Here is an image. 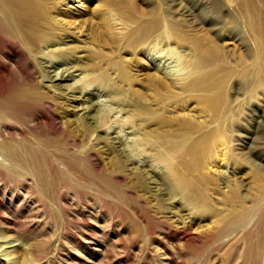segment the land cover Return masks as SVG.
<instances>
[{
  "label": "rangeland",
  "instance_id": "obj_1",
  "mask_svg": "<svg viewBox=\"0 0 264 264\" xmlns=\"http://www.w3.org/2000/svg\"><path fill=\"white\" fill-rule=\"evenodd\" d=\"M24 1L14 9L0 0L15 26L13 46L0 38L7 71L0 68V95L49 102L62 133L43 146L73 156L91 151L100 164L91 176L111 183L117 209L96 192L84 198L98 210L85 222L62 207V216L46 215L42 224L22 184L2 180L0 264H264V0ZM44 68L68 78V91L48 88ZM1 116L0 129L46 127L44 117L37 127L28 115ZM24 135L0 133V153L18 158L21 140L46 138L38 130ZM109 138L135 170L166 187L169 200L139 186ZM140 208L179 234L170 242L156 227L152 236L121 227L119 213L131 218ZM73 236L91 243L76 247Z\"/></svg>",
  "mask_w": 264,
  "mask_h": 264
},
{
  "label": "bare ground",
  "instance_id": "obj_2",
  "mask_svg": "<svg viewBox=\"0 0 264 264\" xmlns=\"http://www.w3.org/2000/svg\"><path fill=\"white\" fill-rule=\"evenodd\" d=\"M2 1H3V3L7 2V0H2ZM27 3L28 2H26L24 0H11L10 5L14 9H16L18 7L26 5ZM8 19H9V16L5 13V11L3 9L0 8V38L4 39L5 46L6 45L13 46L14 45L13 30L15 29L14 28L15 26H14V22H9ZM136 37H138V36H136ZM135 40L138 41V39H135ZM13 48H15V46ZM13 48H11V49L9 48V49L12 50ZM20 48H21V46H20ZM15 49H17V46ZM0 50H1V48H0ZM20 50H17L16 52L22 53V52H20ZM1 51H2L1 53H3V49ZM4 51H5V47H4ZM13 51L14 50H12V52ZM9 52H11V51H8L7 54ZM16 52H14V53H16ZM12 55H14V54H12ZM20 55H22V54H20ZM24 55L20 56L19 58L24 57ZM4 56H3L4 60H7L6 58H9L10 55L4 54ZM3 57H2V59H3ZM14 58H16V57L14 56ZM17 62H18V60H17ZM3 64H4V62L2 63V66H3ZM14 64H16V62ZM5 67H6V65H5ZM0 68H1V66H0ZM26 68H27V66H26ZM1 69H4V68L2 67ZM4 70L6 71V69H4ZM5 71H3V72H5ZM9 71H11V70H9ZM27 73L29 75H31L32 72L27 71ZM50 73L51 72L49 70H47L45 68L43 69V77L46 78L45 82L48 85L47 87L48 88L67 87V90H64V92H67L68 88H69V85H67V83H69L68 78L63 77V76L57 77L56 75H50ZM8 74H10V73H8ZM1 75H2V73H1ZM211 78L212 77L207 78L206 80H209ZM213 79L214 78H212L211 80H213ZM198 83H199V85L198 84H196V85L194 84V85L197 87L201 86L200 88H202L203 85H200L199 81H198ZM192 84L193 83H190V85H192ZM3 87H4V85H3ZM197 87L195 89H197ZM192 88L190 87V89H188V93L192 90ZM4 89H6V87H4ZM0 90H3V89H0ZM184 90H186V88ZM14 94H15V92H13L7 96L0 95V110H1V112H0V123H1V118H2L1 115H14L16 117L18 115H28L30 117V119L32 120V123L37 127L41 126L40 125V119L42 117H44L46 120V125H45L46 127L41 128V129L34 128V127H32V128H29V127L12 128L9 124H5L0 129V133L4 134V136L7 137L8 139L9 138L11 139V137L15 134H17L19 136H25L24 134L38 130V134H40L42 136H46V138L39 139L35 143L31 142V140L26 141L29 139L21 140L22 144L24 145V153L21 156H19L18 158L12 157V154L11 155H5L4 152H3L4 154L0 153V181L2 182V180L4 181L5 179H15L16 181H18L22 184L21 191H23L25 199L31 201L33 204V207L37 209L38 213H36V214H37V218L39 220V223H42V222L44 223L46 215L55 216L56 214H59L62 216L63 215L62 207H67L70 209L71 213L74 215L73 220L79 219L82 222H85L86 221L85 217L87 216V214H93L92 212H96L97 209L93 205L87 204L84 201V198L90 197V196L94 195L96 192H99L100 197H101L104 205L108 206L109 208H116V206H113L114 205L113 203L115 201H113L109 195L111 183L108 181H104V180L96 181L95 177L91 176V174H97V172L100 170V164L91 151L85 152L82 156H73V155H65V154H62L61 152L59 153L55 150L52 151L51 149H48V147L43 146L45 144V142H47L45 140L52 139L56 135H60L62 133L60 121L58 120V118L56 117L54 112L52 111L50 103L46 102V103H41V104H34L28 100L16 99ZM78 98H81V96L80 95H78V96L70 95L69 96V100L73 101V102H76L78 100ZM30 107H33L34 110H28V109H30ZM86 108L89 109V107H86ZM95 112H97V109L95 110ZM85 114L82 115L83 116L82 120L84 119V120H90L91 121L92 115L91 114L85 115ZM215 114H216V111H215V108H213L212 115H215ZM184 123H182V124H184ZM185 124L187 125V123H185ZM90 125H91L90 122H84L83 123V127L86 130H90ZM96 130H98V129H96ZM220 135H222V134H220ZM223 135H225V133ZM214 137L215 136H212V141L217 140L218 143L222 142L220 139H218V137H217V139H215ZM222 137H224V136H222ZM222 137H221V139H222ZM108 140H114V141H110V144H111L110 148L112 149L113 153L117 156V163L119 165L123 166L127 171L133 173V175H136V177L139 179V186L142 189L145 185H151V186H153V193L152 194H155V197L152 196L153 199L158 198L160 201H162L165 196L167 197L166 199H168V196H167L168 192H166V189H165L166 187H164L161 182L149 181L148 175H147L148 170L147 171L142 170V169L135 170L133 168L132 165H137V164L134 162V160H132L131 158H129V156L126 155V153H125L126 149L124 146L119 144L120 141L118 142V140L116 141V139H113V138H109ZM227 141L229 142V140H225V142H227ZM221 144H223V143H221ZM141 151H142V149H141ZM7 153H11V152L7 150ZM7 163H8L7 171L2 170L3 169L2 167H4L5 164H7ZM21 166L23 167V169L24 168L27 169L31 175H27L26 173L25 174L24 173H21V174L14 173V171H16V169H17L16 167L21 169ZM115 183L118 184L119 181L117 180V181H115ZM165 183H163V184H165ZM3 184H4V182H3ZM98 185L101 186L100 191L97 190ZM167 187H168V185H167ZM149 189H146V190H149ZM168 195H169V193H168ZM128 196L130 197L131 194H129ZM170 196L171 195H169V197ZM49 198H52L53 202L55 204L51 203L49 201ZM22 199H23V197H22ZM81 203H82V205H81ZM90 207H92V208H90ZM5 209H6V207H5ZM88 210H90V211H88ZM31 211H32V209H31ZM1 216L2 215H0V217ZM1 219L2 220H0V221H4L5 217L3 218V216H2ZM118 219L121 222V227H123L124 224L126 222H128L133 227L135 234H138V235L146 234L147 236H152L154 234V231H155L154 227H156V228L161 229L164 232V235H165L167 241L172 242V240L175 239L174 238L175 235L179 234V233H177V231L175 232L170 227L164 225L163 223H160L156 219V217L151 216L149 213L145 212L141 208L138 210H135L133 212L131 218H129L125 214H122V212H121V213H119ZM39 223H38V225H39ZM246 226L247 225H242L241 229H246ZM63 231H64V228H63ZM186 233H187L186 230H182L180 232V235H182V238L185 239V237L188 236V235H186ZM130 239H131V237H130ZM183 241H185V240H183ZM70 243L76 247H78V246L81 247L83 244L84 245L85 244L90 245L89 243H91V241H89L86 238H83V240H81L80 238L73 236V237H71ZM54 246H55L54 249H56L57 242Z\"/></svg>",
  "mask_w": 264,
  "mask_h": 264
}]
</instances>
